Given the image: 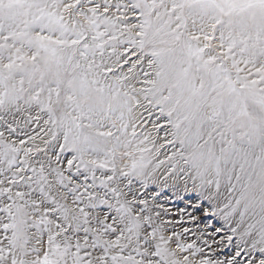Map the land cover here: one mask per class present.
Instances as JSON below:
<instances>
[{"label":"snow or ice","instance_id":"1","mask_svg":"<svg viewBox=\"0 0 264 264\" xmlns=\"http://www.w3.org/2000/svg\"><path fill=\"white\" fill-rule=\"evenodd\" d=\"M0 264H264V0H0Z\"/></svg>","mask_w":264,"mask_h":264},{"label":"rangeland","instance_id":"2","mask_svg":"<svg viewBox=\"0 0 264 264\" xmlns=\"http://www.w3.org/2000/svg\"><path fill=\"white\" fill-rule=\"evenodd\" d=\"M166 199L161 198V203L165 205V207L171 209L173 214L178 213L181 208L186 207L184 201L180 200L175 194H173L170 190L165 193ZM194 194H187L186 198L193 197ZM191 210L190 208L188 209ZM178 218V217H177Z\"/></svg>","mask_w":264,"mask_h":264},{"label":"bare ground","instance_id":"3","mask_svg":"<svg viewBox=\"0 0 264 264\" xmlns=\"http://www.w3.org/2000/svg\"><path fill=\"white\" fill-rule=\"evenodd\" d=\"M176 214V213H175Z\"/></svg>","mask_w":264,"mask_h":264}]
</instances>
